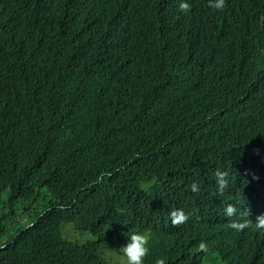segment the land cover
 Masks as SVG:
<instances>
[{
  "label": "trees",
  "instance_id": "obj_1",
  "mask_svg": "<svg viewBox=\"0 0 264 264\" xmlns=\"http://www.w3.org/2000/svg\"><path fill=\"white\" fill-rule=\"evenodd\" d=\"M208 1L0 0V264H264V0Z\"/></svg>",
  "mask_w": 264,
  "mask_h": 264
},
{
  "label": "clouds",
  "instance_id": "obj_2",
  "mask_svg": "<svg viewBox=\"0 0 264 264\" xmlns=\"http://www.w3.org/2000/svg\"><path fill=\"white\" fill-rule=\"evenodd\" d=\"M163 0H155V3L157 6H172L175 0H169V4H167L165 1L163 3ZM209 8H215L217 10H223L225 7V0H210L208 1ZM179 8L182 12H190L191 11V5L187 2H182L179 5ZM238 12V3L236 7H232V5H228L227 9H225V15H229V22L234 19L237 16ZM262 162L264 164V155L262 157ZM192 164L191 157L187 158V165ZM214 177L217 185V191L220 195L224 194V190L228 187L229 179H228V173L226 171H221L217 169L214 172ZM191 191L193 193L199 194L200 192V186L199 184L193 182L190 185ZM263 210V209H262ZM237 212V209L234 205L228 204L225 208V215L228 218L227 225L230 228H233L237 231H243L246 228L253 227V221L248 218H242L240 220H236V217L234 216ZM242 217H250V212L247 210L246 212L241 214ZM171 219V223L173 226H179L183 223H186L188 220V216L185 214V212L180 208H175L171 210L167 215V221ZM254 227L258 230H263L261 232H264V213H261L257 215L254 223ZM124 236L129 237V232L123 233ZM149 239L150 237L142 232H133L130 237L129 241L127 243H124V245L119 249V254L121 255L122 259L126 264H144V260L147 257L149 253ZM193 247V246H191ZM205 245L203 243L200 244L199 248L195 250L196 254H199L202 256L204 264H215V249H213L210 252H206L204 254L200 253V251L203 250ZM155 264H165V261L163 259L157 258L155 261Z\"/></svg>",
  "mask_w": 264,
  "mask_h": 264
}]
</instances>
